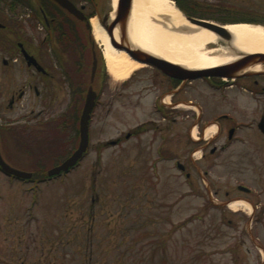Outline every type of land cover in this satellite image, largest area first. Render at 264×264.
Listing matches in <instances>:
<instances>
[{
  "label": "rangeland",
  "instance_id": "374dc122",
  "mask_svg": "<svg viewBox=\"0 0 264 264\" xmlns=\"http://www.w3.org/2000/svg\"><path fill=\"white\" fill-rule=\"evenodd\" d=\"M94 2L101 14L112 9L111 0ZM87 3L94 14L91 4ZM225 13L230 21H239L235 17L239 13L236 8L229 7ZM91 45H94L104 74L100 76L102 83L97 81L94 86H89L94 91H100L101 101L106 102L95 113L93 141L99 143L121 136L123 131L152 116L151 100L158 92L157 88H145L143 95L137 92L149 83L147 64L131 73L136 75L126 90L125 98V93L120 95L122 80L114 79L106 69L100 43L89 31L79 28L75 39H70L66 47H85L88 50H48V54L50 52L54 56L53 59L49 54L51 62L62 61L64 66L67 64L69 71L64 68L66 76H61L58 91L48 96L52 99L48 98L44 109L48 118L47 131L29 138L31 159L26 165L12 163L14 168L30 172L33 176L37 173L42 175L59 165L76 148L77 141L72 134L77 132L76 115L80 109L76 113L78 105L74 100L79 90H82V96L87 91L92 64ZM76 60L87 66L85 82H80L79 86L74 85L76 82L72 78V63ZM15 70L16 77L12 75L9 78L12 79L10 86L14 88L23 78L18 67ZM178 97L201 102L209 114L232 110L243 119L257 118L264 108L263 97L255 99L249 94L231 92L222 101L217 91L207 87L201 80L185 84L177 92L175 98ZM25 108L26 101L23 100L15 103L12 109L5 107L4 114L19 116L28 107ZM180 108L176 115L177 132L184 126V108ZM66 113L69 117L67 120ZM192 113L195 112L187 108V122L195 117ZM72 117L73 125L70 123ZM29 132L31 129L27 134ZM132 140L126 146L106 149L93 146L69 172L46 181L8 179L0 173V192L3 196L0 199L1 227L15 226L17 235L28 241L37 238L41 230L48 253L59 255L62 264H120L105 262L102 256L108 251L107 246L116 242L119 244L121 239H137L135 251L128 255L125 264H142L143 260L147 264H154L155 261L156 264H264V213L258 211L251 214V209L234 210L226 206L216 208L215 204H210L206 192V186L210 185L213 192L218 188V194L210 198L215 202L224 201L225 191H229L230 196L242 195L236 186L244 185L253 191L252 198L258 206L264 207L263 144H236L227 151L208 156L207 160H196L201 174L207 168L208 175L204 177L194 172L195 190L190 192V185L186 184L183 173L177 167L172 169L167 165L153 164L152 151L147 150V147L137 150ZM73 144L74 149L68 150ZM184 153L183 146H178L176 154L181 163ZM189 153L187 149V156ZM200 155L199 151L194 158ZM40 158L41 164L35 166L36 160ZM7 208L13 213L10 214ZM88 228H93L94 237ZM154 233L155 238L160 240L158 251L153 258L150 256L137 261L136 249H140L139 246L146 247ZM89 244H93L94 248ZM121 245L122 248L124 245ZM99 250H102L101 253Z\"/></svg>",
  "mask_w": 264,
  "mask_h": 264
},
{
  "label": "flooded vegetation",
  "instance_id": "af4514ba",
  "mask_svg": "<svg viewBox=\"0 0 264 264\" xmlns=\"http://www.w3.org/2000/svg\"><path fill=\"white\" fill-rule=\"evenodd\" d=\"M70 1L77 8L81 9L83 19L76 17L55 0H0V154L9 165H12V163L16 164V162L20 166L26 165L31 159V143L29 138L39 133L44 134V130L47 131L48 129L47 112H44V109L46 108L48 98L52 99V94L58 91L61 76L63 78L66 76L64 68L69 71L67 64L64 66L62 61L51 62V58L49 57L51 50H88L85 47H66V44L70 39H75L79 28H82V31L83 29L87 32L89 31L87 22L92 12L87 2L91 4L94 12L95 2L91 0L83 2L78 0ZM173 1L190 18L227 24L234 21H230L227 18L228 14L225 13V10L229 9V7H234L239 12L235 16L239 18V21L235 22L255 23L264 27V0ZM219 40L229 47L233 46L231 39L220 38ZM46 46H48V49ZM48 50H50L49 54ZM90 50H95L94 45L90 46ZM233 52H236L237 55L235 56L237 58L244 56L243 54H239L237 50ZM27 54L33 57L32 60L36 62H32L27 58ZM51 57L54 59L53 55ZM72 65V78L76 82L73 83L79 86L80 82H85L83 80L86 77L87 66L85 63L78 62L77 60L73 61ZM16 67H18V72H22L23 78L20 80V84L14 88L10 86L12 79L9 80V78L12 75L16 77ZM147 67L149 68V75L147 76L149 83L142 86L141 90L137 92L143 95L145 88L148 90L157 88L158 92L155 93L151 100L150 110L152 116L139 121L135 126H131L129 129L123 131L121 136L112 137L99 143L94 142L92 130L94 116L97 109L101 105L104 106L106 104V102L103 103L100 99V91H96L97 98L88 121L87 149L93 146L104 149L111 146H126L133 139L132 144H135L134 146L137 150H143L147 147V150L152 151L153 164L167 165L172 169L177 167L183 173L186 184L190 185V192H193L195 190L194 172L204 177L208 175L207 168L203 170V175L201 174L196 164L197 162H201L204 159L207 160L208 156L212 157L217 152L227 151L236 144L242 146L264 145V133L258 126L261 118L264 116V108L257 118L243 119L232 110L209 114L206 112L205 105L201 102L187 97L175 98L177 92L185 84H190L194 80H201L207 87L215 89L222 101L226 100L231 92L249 94L255 99L264 98V73L243 75L236 78L204 76L183 82L169 76L158 66L147 64ZM103 74V68L99 61H97L94 78L91 80L90 74L87 89L89 85L92 84L94 86L97 81L100 82V76L102 77ZM134 75L136 74H132L120 84V88L122 89L120 90V95H122V92L123 94L125 93V98L127 96L126 90L134 82L132 80ZM254 76H258L259 78ZM159 77L160 79L157 80ZM15 79L14 83L16 82ZM103 82L105 83L106 80H103ZM82 93V90H79L78 97L76 95L74 100L76 106L78 105L76 113L80 109L79 114L76 115L78 131L72 134L73 139L77 141V146L80 140L79 117L85 101V95H80ZM49 95L51 96L48 97ZM23 100L26 101V108L28 107L27 109L25 108V113L13 117L4 114L5 107L12 109L15 103L17 104ZM82 100L83 104L81 106ZM137 101L140 102L141 100L137 99ZM123 105H125V102H123ZM180 107L184 108V126L182 130L177 132L175 123L176 115L179 109H181ZM187 108L195 112L192 113L195 117H192L191 119L193 120L189 122H187ZM207 114H209L208 117ZM68 118V113H66L65 119L67 120ZM72 120L73 117L70 120V123L73 125L74 120ZM187 123L189 124L187 125ZM29 129H31V132L27 134ZM4 141L5 143H3ZM73 146L74 144L68 150H73ZM178 146H183L185 151L182 163L176 154ZM187 149L190 151L188 156ZM199 151L201 155L194 158L195 154ZM41 161V158L37 159L34 165L38 166L41 164ZM0 173L5 174L1 166ZM37 174L35 176L36 180L42 181L45 179L41 174ZM5 175L8 179H14V176ZM57 177L59 176L57 175ZM206 187H208L206 189L208 200L212 206L215 204L216 208L229 207L228 204L231 200L242 199L251 205V214H256L258 211L264 213V207L258 206L256 200L252 198L254 193L251 189H241L239 184H237L236 188L242 195L230 196V192L225 191V200H220L221 202L216 200L217 202H215L210 196L217 195L218 188L213 192L210 189V185ZM2 198L3 196H1L0 192V199ZM8 212L10 214L13 213L9 209ZM88 230L92 231V237H94L93 228H88ZM42 236L44 235L41 234L40 230L37 238L28 241L27 238H21V235H17L15 226L4 225L1 227L0 224V264H62V259L59 255L48 253L46 241ZM153 236V239L148 240L146 247L139 246L140 249H136L138 251L137 261L140 258L144 259L150 256L153 258L154 254L158 251L160 240L155 238V233ZM27 242H30V244ZM127 242H130V244L128 245ZM136 242L137 239H134V241L121 239L119 244L116 242L113 245L107 246L108 251L102 256L104 261H114L120 264L127 263L128 255L135 251L134 244ZM121 244L124 245L122 248ZM89 246L94 248L93 244H89ZM101 251L99 250L100 253ZM141 263L147 264V261L143 260ZM154 264H156V261Z\"/></svg>",
  "mask_w": 264,
  "mask_h": 264
},
{
  "label": "bare ground",
  "instance_id": "6f19581e",
  "mask_svg": "<svg viewBox=\"0 0 264 264\" xmlns=\"http://www.w3.org/2000/svg\"><path fill=\"white\" fill-rule=\"evenodd\" d=\"M115 15L117 0H111ZM126 39L132 46L163 58L173 64L190 69H206L237 59L239 54L264 53V27L260 24L230 23L231 42L235 47L221 43L211 31L190 24L171 0H131L129 11L124 16ZM92 35L102 47V56L110 75L116 80H125L131 73L144 66L125 49L113 45L112 38L100 25L97 17L90 19ZM113 39L120 40L116 27ZM238 54V55H239ZM246 70H263L257 63ZM231 209L251 206L243 200L229 203Z\"/></svg>",
  "mask_w": 264,
  "mask_h": 264
},
{
  "label": "water",
  "instance_id": "95a60500",
  "mask_svg": "<svg viewBox=\"0 0 264 264\" xmlns=\"http://www.w3.org/2000/svg\"><path fill=\"white\" fill-rule=\"evenodd\" d=\"M65 9L70 11L76 17L83 19V14L80 9L76 8L73 3L69 0H55ZM93 1V0H92ZM131 5V0H117L115 15L111 16L113 11L104 13L101 15L100 11L96 8V16L100 25L103 27L105 32L112 38L113 45L117 48L125 49L132 57L137 58L140 62L153 64L155 66L160 67L165 73L169 74L172 77L183 79V81L198 78L201 76H222V77H237L243 75H252V74H260L264 73L263 70H246L245 68L250 67L254 64L261 63L264 64V53H250L243 54L244 56L241 58H237L230 62H226L224 64L217 65L215 67L206 68V69H190L184 66L173 64L168 62L167 60L155 56L147 51L141 50L137 47L131 45V43L126 39V29L123 26V23L126 19L127 11H129ZM181 12V11H180ZM183 17L187 20L188 23L196 25L197 27L205 28L212 33H214L219 39H230L233 38L232 33L227 28V25H221L218 23L198 20L195 18L187 17L186 14L181 12ZM89 26V23H87ZM118 27L120 40L117 42L113 39L114 29ZM234 47V46H232ZM235 48V47H234ZM236 51V50H233ZM32 62H36L33 57L26 55ZM97 66V58L93 53L92 64H91V80L94 78V74ZM97 93L92 89V86H89L86 91L85 102L83 105V109L79 119V144L78 147L73 151V153L66 158L61 164L49 169L47 171L48 175L59 173L62 170H67L70 166L74 165L76 161L82 156L83 152L86 150L88 144V119L91 112V109L95 103ZM261 131L264 133V116L261 118V121L258 124ZM0 165L3 169L11 174H15L17 176L30 177V172H25L21 170H17L12 168L8 164H6L1 158L0 154ZM241 189L248 190L247 187L243 185H239Z\"/></svg>",
  "mask_w": 264,
  "mask_h": 264
},
{
  "label": "trees",
  "instance_id": "16d2710c",
  "mask_svg": "<svg viewBox=\"0 0 264 264\" xmlns=\"http://www.w3.org/2000/svg\"><path fill=\"white\" fill-rule=\"evenodd\" d=\"M101 66H102V64H101ZM102 68H103V66H102ZM103 72H104V68H103Z\"/></svg>",
  "mask_w": 264,
  "mask_h": 264
}]
</instances>
